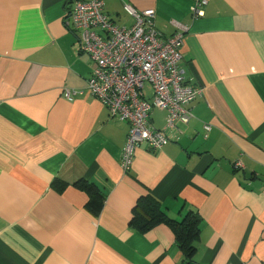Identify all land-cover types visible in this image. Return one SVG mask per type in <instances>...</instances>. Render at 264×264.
Segmentation results:
<instances>
[{"label":"crops","instance_id":"obj_1","mask_svg":"<svg viewBox=\"0 0 264 264\" xmlns=\"http://www.w3.org/2000/svg\"><path fill=\"white\" fill-rule=\"evenodd\" d=\"M73 1L0 0V264H183L168 225L131 226L143 196L176 222L200 217L194 264H264V0H206L197 19L192 0H102L118 27L130 5L154 10L164 40L186 28L180 65L203 88L191 121L160 150L140 146L127 173L128 125L63 95L91 73ZM150 121L163 128L165 113ZM79 180L104 195L98 211Z\"/></svg>","mask_w":264,"mask_h":264},{"label":"built area","instance_id":"obj_2","mask_svg":"<svg viewBox=\"0 0 264 264\" xmlns=\"http://www.w3.org/2000/svg\"><path fill=\"white\" fill-rule=\"evenodd\" d=\"M192 2V19L202 18L207 1ZM123 9L133 18L129 28L118 27L107 17L102 0L71 2L67 27L78 37L77 50L88 55L91 73L84 89H65L63 95L70 102L88 95L110 119L128 125L119 159L121 170L127 173L140 146L150 152L160 150L180 125L191 121V105L202 96L203 88L188 83L180 65L186 28L180 26V31L164 40L155 27L154 10L137 11L130 5ZM154 110L165 113L161 129L150 123ZM234 167L243 165L238 160Z\"/></svg>","mask_w":264,"mask_h":264},{"label":"trees","instance_id":"obj_3","mask_svg":"<svg viewBox=\"0 0 264 264\" xmlns=\"http://www.w3.org/2000/svg\"><path fill=\"white\" fill-rule=\"evenodd\" d=\"M75 186L86 193L88 205L95 211L103 206L104 195L93 184L79 180ZM200 221V217L192 212L186 213L181 222L171 220L163 213L155 200L150 196H143L135 205L130 224L140 232L159 224L168 225L175 236L177 246L183 253V264H194Z\"/></svg>","mask_w":264,"mask_h":264}]
</instances>
